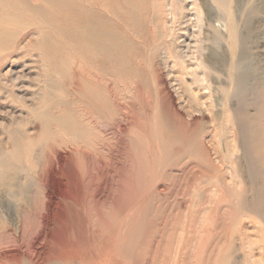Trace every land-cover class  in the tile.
<instances>
[{
    "label": "rangeland",
    "instance_id": "rangeland-1",
    "mask_svg": "<svg viewBox=\"0 0 264 264\" xmlns=\"http://www.w3.org/2000/svg\"><path fill=\"white\" fill-rule=\"evenodd\" d=\"M263 1L237 0L236 10L238 11L236 12L241 44L237 55L241 57V60H245L243 62L246 64L242 63V70L245 71L244 74H247L248 87H258V84L264 80ZM251 8L253 10H250ZM214 12L217 13L215 7ZM73 13L74 11H72ZM6 27L14 29L10 25H6ZM34 30L35 27L28 28L26 35ZM24 39L25 37L22 36L19 42ZM31 39L36 40L35 38ZM134 40L140 41L139 39ZM208 45L210 49L216 50L213 41L210 40ZM223 45L224 53L228 61H231L233 52L228 41H225ZM18 54V57L13 56L15 59L18 58V61L12 63L14 60L12 57L1 65L6 69L13 65L20 75L24 74L25 77L20 80L21 83H18L14 90L31 94L35 89L31 90L29 87H39L40 84L29 80L28 77H37L41 70L40 60L38 54L30 49L22 50ZM162 60L159 61L162 62ZM72 62L73 64L71 63L69 67V75L60 80L62 88L73 93L79 88L77 87L79 86L78 78L84 77L89 85L93 84L97 91L107 97L111 105L110 112L108 116L96 118L90 107L85 104L86 102L76 99L75 110L84 116L81 122L85 124L92 119L88 125L91 132L95 134L94 137L86 140L85 144L83 141L65 136L54 125H51L50 130L53 136L38 152L39 161L36 160V164L29 174L24 172L17 177V184L21 186L14 187L11 192L9 187H0V225L4 226L5 223V229L2 226L0 230L4 229L0 233V264H68L69 255H79L84 260V264H195L196 260L202 259V257H198L196 260L192 259L194 247L201 246L199 244L200 237L207 239L210 235L216 236L223 244L228 241V236L237 221L240 227L236 235L237 245H242L245 241L243 237L244 224L248 225L249 222H252L249 223L251 227L259 228L261 224L264 226L262 220L227 211L225 205H221L220 215L215 213V199H219L223 195V191H216L215 185L219 182L218 179L223 184H233L232 179H234L235 171L231 166L234 164L237 167L235 159L241 155V151L237 148L235 155L231 157L232 160L221 161L222 158L220 159L219 153L223 148V141L231 136L230 131L237 129L236 127L230 128L229 125L226 127L224 124L215 128L212 123L213 117L218 118L219 115L224 117L228 114L227 110L230 109L229 101H223L224 92L215 83L217 79L213 80V76L210 77L212 91L208 95L205 94L210 98L203 97L206 105H199L193 95L194 101L187 102L184 109L180 108L178 96L172 89L173 87L169 85L168 70L163 62L158 63L161 71L157 72L158 75H154L153 88L138 84L137 81L97 75L87 58L80 59L76 56ZM134 66H138V63H134ZM144 67L139 68L143 70ZM168 67H170V63ZM173 67L174 72L179 69V67ZM228 68L223 78L227 87L232 88L233 83L229 80ZM55 77L59 79L57 76ZM159 77L163 78L164 83L161 82L162 80L158 81ZM8 79L11 80L12 76L9 75ZM147 80L151 83L152 79L148 77ZM184 83L183 79L177 80L178 87L183 86L185 89ZM160 87H164L162 93L158 90ZM163 93L168 94L169 97L173 95L172 99L169 98L164 103L162 101ZM3 95H0V107L8 112L13 110L15 116H18L23 110L18 106L20 104L11 103L10 99L5 100L6 95ZM184 95V97L187 96L186 93ZM255 96L250 98L254 99ZM261 98L257 97L258 104H264V98ZM74 99L73 95L69 98V100ZM7 105L8 107H6ZM175 106L181 113L182 119L175 112ZM162 108L171 124L178 123L180 127L186 128L189 134L194 135L196 141H200L199 152L192 153L186 146L163 149L160 141L166 136L162 134L160 136L162 138H158V127L153 121L155 111L162 110ZM250 112L254 113V108ZM17 113L19 114L17 115ZM10 119L0 113V151L4 154L9 153L11 145L7 140L8 136L5 133L4 125L1 123L8 124ZM17 127L25 130L24 125H17V123L12 125V129ZM39 127L37 123L30 126L32 137H38ZM221 153L225 154L223 150ZM62 157L66 158V161L61 163ZM243 164L246 165L245 162ZM27 179L34 183L29 192L31 203L29 206H21L19 202L15 201ZM249 182L250 178L244 176L243 187ZM20 211L26 212V215L24 216ZM224 212L227 215H222ZM141 213H143L142 216ZM22 217L24 218L22 219ZM134 221L138 223L136 224ZM199 222L206 232L196 235L195 227L200 226ZM23 228L25 229L23 230ZM130 235L131 237L128 238ZM254 235L256 239L264 237V233L259 235L255 233ZM255 236H253V240H255ZM260 252V250H256L253 255L258 258ZM249 253V249L244 248L235 255L242 260ZM15 255L21 256L19 261L16 260ZM205 257L203 258L205 259Z\"/></svg>",
    "mask_w": 264,
    "mask_h": 264
},
{
    "label": "bare ground",
    "instance_id": "bare-ground-1",
    "mask_svg": "<svg viewBox=\"0 0 264 264\" xmlns=\"http://www.w3.org/2000/svg\"><path fill=\"white\" fill-rule=\"evenodd\" d=\"M214 7L217 9V13L214 12ZM237 7V0H0V95H6L5 100L10 99L11 103H19L18 106L23 109L20 114L17 113L18 116H15L13 110L8 112L0 107V113L11 118L8 124L1 123L4 125L5 133L8 136L7 140L11 147L7 154L0 151V187H9L11 192L14 187L19 188L21 186L17 184V177L24 172L29 174L35 166L36 160H38V152L44 147L47 140L53 136L50 130L51 125H54L65 136L78 139L83 143L94 137L95 134L91 132L88 125V122L92 119L85 124L82 123L84 116L75 110L77 100L86 102L85 104L90 107L96 118L108 116L111 108L109 100L97 91L93 84L92 86L89 85L84 77L82 79L78 78L79 86L77 87L79 88L75 92L72 93L62 88L60 80L69 75V67L71 63L73 64L72 61L76 56L80 59L87 58L93 65L97 75L137 81L138 84L152 86V88L155 82L154 75L161 71L158 63L163 62L168 70L169 85L173 87L172 89L175 90L174 92L178 96L180 108L185 109L187 102L194 101L193 95L199 105H206L203 97H209L205 94L208 95L212 91L210 83L212 76L213 80L214 78L217 79L215 83L224 92L223 101H229L230 103V109L227 108L228 114L224 116L225 118L220 117V115L218 118L213 117L212 123L215 128L224 124L226 127L229 125L230 128L236 127L237 129L236 132L230 131L231 136L223 141L222 150L225 154L222 155V150L219 153L220 159L222 158L221 161L224 159L226 161L232 160L231 157L235 155L237 148L241 151V155L235 159L237 167L234 164L231 166L235 171L234 179H232L233 184L227 183L226 185L218 179L219 182L215 185L217 192L218 190L223 191L222 197L217 198L218 200L215 199L216 202L213 201L215 213L220 215L221 205H225L227 211L230 210L246 217L253 216L264 222V104H258L259 102H257V97L258 99L260 97L264 98V80L258 84V87H248L246 82L247 74H244L245 71L242 70V63L245 60H241V57L237 55V50L241 48ZM248 9V12L253 10L252 8ZM72 11H74L73 14ZM6 25L13 26L14 29L11 30ZM30 27H35V30L26 35V30ZM22 36L25 39L19 42ZM31 38L36 40L33 41ZM134 39L140 41L137 40L136 42ZM210 40L214 42L216 50L209 48L208 42ZM225 41H228L233 52L231 61H228L224 53L223 44ZM27 49L38 54L41 64V70L38 72L37 77H28L29 80L40 84L39 87H29L31 90L35 89L31 94L14 90L18 83H21L20 80L25 77L24 74L20 75L13 68V65L7 69L1 65L5 60L12 59L13 56L18 57L20 51ZM158 59L163 60L160 62ZM246 60L248 61V58ZM15 61H18V58H14L12 63ZM134 63H138L139 67L145 66L144 71L138 66H134ZM169 63L170 67H168ZM173 66L175 68L179 67V69L174 72ZM227 67H229V80L233 83L232 88L227 87L223 78ZM9 75L12 76L11 80L8 79ZM55 76L59 79H56ZM148 77L152 79L151 83L147 80ZM158 79V81L162 80L161 82L164 83L162 77ZM179 79H183V83L186 80L184 83L185 89L183 86L178 87L177 80ZM164 87H160L158 90L162 93ZM184 93L187 94L186 97H184ZM71 95L75 98L74 100H69ZM250 95L256 96L253 99L250 98L252 97ZM172 96L169 97L165 93L162 96V101L166 103L167 99H172ZM252 108L255 110L254 113L250 112ZM175 112L182 119V115L176 106ZM167 118L163 108L155 111L153 116V121L159 131L158 138H162L160 137L162 134L166 136L165 139L160 141L163 149L186 146L192 153L199 152L200 141H196L194 135L189 134L186 128L180 127L178 123L171 124ZM172 122L174 121L172 120ZM15 123L24 125L25 130L18 127L12 129V125ZM34 123L40 126L36 138L32 137L30 129V126ZM112 124L114 123L112 122ZM65 148L67 147L65 146ZM101 156L103 157V155ZM65 161L66 158L62 157L61 163ZM243 162L246 163L245 166ZM244 176L250 178V182L246 183L245 187H243ZM32 184L34 183H31L28 179L26 180L19 195H17L19 197H16V203L19 202L21 206L30 205L31 194L29 192ZM200 212L202 213L201 210ZM21 213L24 216L26 215L24 211ZM142 215L143 213H141ZM222 215H227V213L224 212ZM134 223L136 222L134 221ZM249 223L243 226L245 241L242 245H237L236 235L240 229L237 221L228 236V241L223 244L216 236L212 237L210 235L207 239L200 237L199 244L201 246L194 247L192 259L196 260L198 257H202V259L196 260L195 264H264V237L256 239L254 235L255 233L258 235L264 233V226L261 224L259 228L251 227ZM199 225L195 227L196 235L200 232H206L200 222ZM2 226L1 224L0 230ZM134 227L136 228V226ZM58 233L60 234V232ZM253 236H255V240H253ZM130 237L131 235L128 236V238ZM81 242L79 243L81 244ZM126 246L124 247L126 248ZM244 248L249 249L250 253L240 260L235 254ZM256 250L261 251L258 258L253 255ZM15 256L16 260L19 261L21 256ZM204 256H206L205 259ZM68 264H84V260L79 255H69Z\"/></svg>",
    "mask_w": 264,
    "mask_h": 264
}]
</instances>
